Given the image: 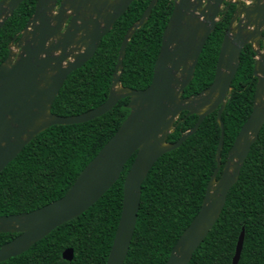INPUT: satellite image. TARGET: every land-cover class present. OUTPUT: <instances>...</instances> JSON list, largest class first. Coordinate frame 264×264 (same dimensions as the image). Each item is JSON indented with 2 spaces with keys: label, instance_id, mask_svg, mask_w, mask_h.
Segmentation results:
<instances>
[{
  "label": "water",
  "instance_id": "1",
  "mask_svg": "<svg viewBox=\"0 0 264 264\" xmlns=\"http://www.w3.org/2000/svg\"><path fill=\"white\" fill-rule=\"evenodd\" d=\"M22 1L0 0V28ZM132 1L36 0L32 15L12 38L8 54L0 63V171L36 134L51 125L91 120L125 97L129 98L126 104L129 113L63 196L27 212L0 215V232L18 233L0 246V261L26 251L54 228L86 211L119 178L126 161L135 153L123 181L120 216L105 262L123 264L135 229L142 182L148 171L163 153L177 148L195 132L214 110L220 126L216 166L198 212L177 238L165 264H187L217 221L228 191L237 181L264 124V0L247 3L243 0H172L151 82L145 88L134 89L121 84L122 62L128 40L146 22L157 2L149 0L121 40L105 101L75 115L51 112V105L67 76L93 56L101 38ZM231 4L235 8L220 43L212 82L196 94L183 96L205 42ZM247 44H251L255 54L252 110L222 164L221 115L241 51ZM14 48L19 49L18 53ZM183 111L186 114L178 119ZM190 114L197 115L194 125L182 131L175 141L168 142V135ZM243 239L242 229L232 264H238ZM73 256L72 247L62 252L65 261H71Z\"/></svg>",
  "mask_w": 264,
  "mask_h": 264
},
{
  "label": "trees",
  "instance_id": "2",
  "mask_svg": "<svg viewBox=\"0 0 264 264\" xmlns=\"http://www.w3.org/2000/svg\"><path fill=\"white\" fill-rule=\"evenodd\" d=\"M35 1L23 0L0 28V63L7 56L12 38L32 15ZM148 2L134 0L118 17L101 38L93 56L67 76L51 112L75 115L105 101L121 40ZM172 7V0H157L149 18L128 40L120 76L123 86L142 89L151 82ZM234 8L231 4L210 33L183 96L196 94L212 82L220 43ZM254 60L251 44L245 45L221 115L222 164L252 110L256 85ZM128 100V97L120 99L112 109L91 120L54 124L36 134L0 171V215L27 212L63 196L126 118ZM185 114L186 111L181 112L178 119ZM196 119L197 115L190 114L180 121L167 141H175ZM219 137L220 126L214 110L177 148L155 161L142 182L135 229L123 264H165L172 246L200 208L216 166ZM134 157L135 153L126 161L119 178L86 211L0 264H105L120 216L123 181ZM220 172L221 169L217 178ZM242 229L244 239L238 264H264V124L237 181L228 191L217 221L187 264H232ZM17 234L0 232V246ZM68 247L74 252L69 262L62 258L63 250Z\"/></svg>",
  "mask_w": 264,
  "mask_h": 264
},
{
  "label": "flooded vegetation",
  "instance_id": "3",
  "mask_svg": "<svg viewBox=\"0 0 264 264\" xmlns=\"http://www.w3.org/2000/svg\"><path fill=\"white\" fill-rule=\"evenodd\" d=\"M133 1H134V0H133ZM133 1H132V2H133ZM243 1H244V3H247V1H249V0H243ZM132 2H131V3H132ZM131 3H130V4H131ZM130 4H129V5H130ZM230 6H231V5H230ZM229 8H230V7H229ZM228 10H229V9H228ZM220 17H222V13L219 14V18H220ZM223 17H224V16H223ZM223 17H222V18H223ZM16 39H18V37H17ZM14 51H15L16 53H18L19 49L14 48ZM7 54H8V53H7Z\"/></svg>",
  "mask_w": 264,
  "mask_h": 264
}]
</instances>
